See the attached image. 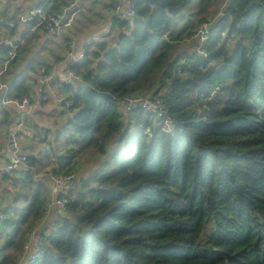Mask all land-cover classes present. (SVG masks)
<instances>
[{
	"label": "trees",
	"instance_id": "trees-1",
	"mask_svg": "<svg viewBox=\"0 0 264 264\" xmlns=\"http://www.w3.org/2000/svg\"><path fill=\"white\" fill-rule=\"evenodd\" d=\"M68 4L49 0V10ZM113 19L116 45L88 46L71 67L78 80L60 91L73 104L64 110L67 156L45 157L65 175L83 154L111 155L75 179L35 264H264V0H140L134 18ZM186 39L195 49L176 55ZM9 49L0 44V58ZM138 96L163 100L164 118L141 108L127 118L123 102ZM42 159L29 157L18 179L29 203L0 224V264L12 263L2 255L13 245L19 257L46 215L45 184L33 175Z\"/></svg>",
	"mask_w": 264,
	"mask_h": 264
},
{
	"label": "crops",
	"instance_id": "crops-1",
	"mask_svg": "<svg viewBox=\"0 0 264 264\" xmlns=\"http://www.w3.org/2000/svg\"><path fill=\"white\" fill-rule=\"evenodd\" d=\"M113 2L114 0H80L78 13L74 20L66 25L61 36H54L46 30H38L24 38L22 33L18 32L24 29L23 26L13 31L0 29V44L8 45L11 41L19 49L18 58L9 64L6 71H4L6 55L5 58H0V82L5 83L4 89L0 91V130L3 131V136L0 137L3 141L0 144V166L12 162L14 152L9 148L10 136L15 139L17 152L24 153L28 157L43 158L38 167L33 169V175L36 182L45 184L44 198L47 210L46 215L36 222L34 229L28 234V240L19 253V257L18 248L15 245L8 248L2 255L9 256L11 264H27L36 247L33 243L34 235L36 233L50 234L55 228L59 215L66 214L65 210L55 205L57 200L63 197L62 189L57 188L48 179V175L54 169L52 161L54 158L46 160L45 155L49 153L54 154L52 156H67L69 146L63 134V127L70 114L65 115L62 105L53 99L45 104L38 102V87L41 84L42 75L37 71V67L46 66L49 73L47 76L51 75L48 82L51 94L63 91L64 85L68 84V73L73 63L85 54L88 46L101 42L111 46L116 45L122 31L114 25ZM33 4L32 0H0V24L16 20L20 14L30 10ZM33 41L38 43L34 44ZM71 44L73 47H70ZM181 44H183L184 52L195 49V43L187 39ZM61 61L64 62L63 66L58 67ZM54 68H57V71L53 74ZM23 95L32 96L34 103L37 104L31 112L21 111L5 103ZM49 105L51 107H48ZM21 124L24 128H20ZM107 156L96 152L79 156L72 167L77 174V179L88 178L101 166ZM26 170L19 167L12 174L0 178V224L6 219L5 214L8 210L15 219H18V207L29 203V200L24 202L25 198L19 193L20 185L18 184L19 177L23 176L22 172ZM31 193V190L28 191L29 197ZM2 215L4 219L1 218ZM34 230L37 231L33 232ZM7 240L6 231L0 229V251L3 250ZM27 243H32L28 251L25 250Z\"/></svg>",
	"mask_w": 264,
	"mask_h": 264
},
{
	"label": "built area",
	"instance_id": "built-area-1",
	"mask_svg": "<svg viewBox=\"0 0 264 264\" xmlns=\"http://www.w3.org/2000/svg\"><path fill=\"white\" fill-rule=\"evenodd\" d=\"M34 1L36 7H34L29 13L19 16V19L17 17V19L14 21H7L1 23L0 29L5 28L6 30L10 31L17 29L18 26L23 25L26 26L31 33L36 32L37 30L40 29H45L54 36H61L66 25L72 21L73 17L70 18V15L71 14L74 15L73 12L78 8L80 3L79 0V2L75 3L72 7H69L68 4L67 6L59 10L50 11L49 9L51 5H49V0H34ZM139 1L140 0H116L113 5L114 16L124 20L134 18L136 16V5ZM44 5L46 6V8ZM65 9H67V11H65ZM66 20L67 23H65ZM209 27L210 24L208 23L202 24L200 26L198 34L195 36L200 40L201 45L199 47V50L202 53L204 52V46L210 39ZM8 46H10L11 49H9V52L6 54L4 71H6L9 64L15 58L18 57V47L15 44H12L11 41L8 43ZM70 47H73V44H71ZM84 59H85L84 55H81L79 58L75 60L74 63H82ZM39 72L42 75V79H41V84L38 87V99H37L38 102L41 103L46 102L49 98H51L55 100L58 104L62 105L63 110L66 111L69 110L73 104L67 101L66 96L61 95L60 93L57 92H53L52 94L49 92L50 86L48 82L50 79H46L48 77L46 68L44 67L40 68ZM69 72H71L72 75L69 76V80L67 83L68 84L75 83L78 80L77 74L73 70ZM25 99L28 100V105H26V108H28L31 104L34 103V99L30 95H26L23 97L20 96L14 100L23 103ZM124 102H125L124 103L125 116L127 118L132 117L135 114L134 112L139 108L147 112H152L160 119H163L166 113L165 104L163 100L160 99L151 100L147 96H138V97L128 98ZM167 122L170 121L165 120V123ZM14 147H16L15 139H14ZM52 161L55 166L53 172H50V174L48 175V179L52 183H54V185L57 188L62 189L63 197L57 200L55 205L59 206L61 210H65L70 202L68 197V192L74 188V182L75 179L77 178V174L76 173H70L65 175L55 174L54 172L60 173L59 159L54 158ZM29 166H30V160L28 155L24 153H20L19 151L17 152V147H16V150L13 153L12 162L0 166V178L12 174L19 167L28 169ZM1 218H3V215L1 216ZM33 243H35L36 245L35 251L32 253V255H30L27 264H35L41 258V248L44 245V235L41 233H36L34 235ZM31 244L32 243L26 244L25 246L26 251L30 249Z\"/></svg>",
	"mask_w": 264,
	"mask_h": 264
},
{
	"label": "clouds",
	"instance_id": "clouds-1",
	"mask_svg": "<svg viewBox=\"0 0 264 264\" xmlns=\"http://www.w3.org/2000/svg\"><path fill=\"white\" fill-rule=\"evenodd\" d=\"M79 2V0H68V3H69V7H72L75 3H78ZM65 11H67V9H65ZM61 19H62V17H61ZM57 24H58V22H57ZM33 43L35 44V43H38V41H33ZM63 61H61L60 62V65L58 66V67H62L63 66ZM57 71V68H54L53 69V74L55 73ZM68 75L69 76H71L72 75V73L71 72H69L68 73ZM46 79H51V75L49 76V77H47ZM4 87H5V83H3V82H0V91H2L3 89H4ZM7 105H12L14 108H16V109H19V110H21V111H26V112H31L32 110H34L36 107H37V104H35V103H33V104H31L27 109H26V105H28V100L27 99H25L24 101H23V103H20L19 101H17V100H8V101H6L5 102ZM48 107H51V105H49ZM20 128H24V125L23 124H21L20 125ZM29 131H31V129H29ZM3 136V131L2 130H0V137H2ZM21 139L23 140V137H21ZM3 143V141L2 140H0V144H2ZM40 147H43V145H40ZM18 163H19V161H18Z\"/></svg>",
	"mask_w": 264,
	"mask_h": 264
},
{
	"label": "rangeland",
	"instance_id": "rangeland-1",
	"mask_svg": "<svg viewBox=\"0 0 264 264\" xmlns=\"http://www.w3.org/2000/svg\"><path fill=\"white\" fill-rule=\"evenodd\" d=\"M197 3V2H196ZM196 3H193L190 7H188L187 9H193L194 10V13H197L198 11H199V7H198V5L196 4ZM184 9H186V8H184ZM186 9V10H187ZM186 10H184L185 12H186ZM217 10V7H215V6H213V7H209V9H208V11H207V14H208V17H210L211 15H213L214 14V12ZM33 33H35V32H33ZM235 48V44H232L231 46H230V49H231V51L233 50ZM182 49H183V44H181V45H179V49H178V51H177V53H176V55H178L179 54V52L180 51H182ZM18 58V57H17ZM147 92V91H146ZM149 93H152L153 91H148ZM23 96H26V95H23ZM22 96V97H23ZM127 102V101H126ZM125 103V102H124ZM124 109H125V105H124ZM159 119V118H158ZM170 128H171V124H170V122H167V123H165L164 122V129L166 130V131H170ZM111 155V154H110ZM109 155V156H110ZM55 166V165H54ZM34 227H35V225H34ZM34 227H33V229H34ZM32 229V230H33ZM31 230V231H32ZM30 231V232H31ZM35 231H37V230H34L33 232H35ZM40 231V230H39ZM32 232V233H33ZM31 233V234H32ZM204 233V232H203ZM209 230L208 229H206V231H205V234H204V240H206V238L208 237V235H209Z\"/></svg>",
	"mask_w": 264,
	"mask_h": 264
},
{
	"label": "water",
	"instance_id": "water-1",
	"mask_svg": "<svg viewBox=\"0 0 264 264\" xmlns=\"http://www.w3.org/2000/svg\"><path fill=\"white\" fill-rule=\"evenodd\" d=\"M123 104H124V102H123ZM9 148L13 152L16 150V147H14V138H13V136H10Z\"/></svg>",
	"mask_w": 264,
	"mask_h": 264
}]
</instances>
